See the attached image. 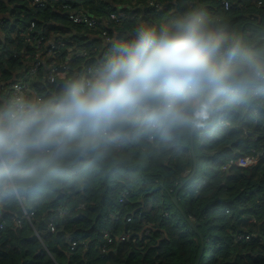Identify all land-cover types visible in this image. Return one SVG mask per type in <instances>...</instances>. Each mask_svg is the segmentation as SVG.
<instances>
[{"label": "trees", "instance_id": "16d2710c", "mask_svg": "<svg viewBox=\"0 0 264 264\" xmlns=\"http://www.w3.org/2000/svg\"><path fill=\"white\" fill-rule=\"evenodd\" d=\"M102 1L74 0L73 5L101 18L122 6L131 9L137 2L107 0L116 3L112 6ZM222 1L176 0L175 5L178 11L185 4L204 6L202 11L227 38L222 56L233 70L239 71V65L249 58L264 64V0H226L231 4L226 12L220 6ZM33 2L0 0V16L7 13V6L11 8L2 23L5 40L0 42V80L9 81L7 85L17 82L21 77L11 81L12 73L33 62L36 50L23 35L31 23L34 32L30 39L34 43L42 39L39 52H46L56 35L76 33L72 38L76 43L61 48L60 53L73 48L88 56L71 64L72 74L48 84L43 72H38L42 83L35 86L36 97L42 104H55L69 83L87 76V67H99L102 53L112 43L104 45L95 34L74 25L60 10L63 3L48 0L38 8ZM172 9L169 5L160 14H143V18L113 26L119 34L113 41L126 37L140 22L169 19L174 16ZM234 43L239 45V58L228 56L227 49ZM63 61L59 54L44 66ZM253 88L262 93L253 96ZM231 91L235 93L216 100L226 112V126L216 129L213 139L207 134L217 127L212 123V115L217 121V110L210 102L195 115L186 109L184 121H159L156 131L144 133L126 120L106 132L81 131L62 146L38 154L13 179L0 180V189L6 186V197L0 202V264H195L201 239L205 250L208 246L214 249L207 258L204 250L199 264H264V79L250 88ZM1 94L0 118H4L12 107L9 97ZM144 104L154 109L153 102ZM133 114L139 112L128 116ZM195 127H199L192 144L196 173L186 183L194 165L190 138ZM170 132H174L173 138L168 136ZM150 135L152 141H148ZM242 157L255 164L235 166ZM200 181L205 186L195 196L194 187ZM182 184L178 206L187 219L198 224L196 230L172 203ZM124 193L129 198L127 206L118 203ZM80 205L84 208L78 210ZM59 209L66 214L59 215ZM227 209L229 215L224 213ZM24 212L33 214L27 219ZM13 214L20 229L13 225L15 219H10ZM128 215L134 216L131 224L124 221ZM139 217L144 223H139ZM240 224L249 226L242 229ZM242 230L257 237L237 241ZM123 235L127 236L124 242L107 246L106 236L115 239ZM70 239L77 243L74 251L69 250Z\"/></svg>", "mask_w": 264, "mask_h": 264}, {"label": "clouds", "instance_id": "9594fccd", "mask_svg": "<svg viewBox=\"0 0 264 264\" xmlns=\"http://www.w3.org/2000/svg\"><path fill=\"white\" fill-rule=\"evenodd\" d=\"M226 41L216 23L196 8L167 20L134 25L102 53L96 74L69 83L55 104L21 105L0 118V180L13 179L38 154L62 146L81 131L113 129L145 102L154 104L153 122L179 120L186 109L195 115L206 110L211 99L264 79V64L251 58L239 65V71L227 66L222 56ZM227 53L239 58L238 43ZM201 182L195 184V196L205 186L204 182L198 188ZM5 189L0 192L6 197ZM124 194L118 201L121 206L129 201ZM128 217L133 222L134 216ZM138 220L144 223L142 217Z\"/></svg>", "mask_w": 264, "mask_h": 264}, {"label": "built area", "instance_id": "2783aa9c", "mask_svg": "<svg viewBox=\"0 0 264 264\" xmlns=\"http://www.w3.org/2000/svg\"><path fill=\"white\" fill-rule=\"evenodd\" d=\"M48 0H34L33 4H35L38 8H43ZM74 0H55V2L63 3V6L60 8L64 15H67L69 20L77 26H82L86 30L92 32L96 35V37L102 41L104 45L111 44L113 42L114 36L117 34L116 29L113 26L120 27L126 21H133L136 19L143 18V14H146L147 17H150L153 14H160L162 13L167 6H172V0H137L135 3L131 5V9H128L125 6L119 8L117 12H113L106 17L97 18L95 16H89L82 7H75L73 5ZM222 11L226 12L230 9L231 4L228 1H222L220 3ZM261 3H257V7H260ZM147 10V11H145ZM150 11V12H149ZM152 12V13H151ZM34 32V23H31L29 27L24 31V36L26 37V43L29 47L33 50H36V54L34 57L33 62L29 65V67L24 69V74L21 76L17 82L12 83L10 85L3 84L0 87V92H2L5 96L9 97L12 109L15 107H19L21 105H33V104H42V101L39 97H36V88L35 86L42 81H37L38 72L42 71L44 74L45 82L48 84H54L57 80L64 81L66 80L69 74H72L71 64L79 59H84L88 56L87 52L84 50H74L71 51L69 54L60 53L61 48L65 47L69 44H75V42L71 39H68L66 36H59L56 35L54 40L51 43H48L46 52H39L40 44L42 43V39L38 42H33L30 39L31 34ZM63 56V63L56 64L55 66L51 65L49 67H45V61L50 59H55L58 55ZM96 68L94 67H87L86 74L87 76L84 77L82 80L91 79L96 74ZM73 75H77L75 71H73ZM253 96L260 95L262 92L259 89L258 91L253 88L252 89ZM233 94V92H228ZM203 94V93H202ZM264 94V91H263ZM212 94H209L208 97L210 98ZM226 95V94H225ZM203 96V95H202ZM224 96V95H223ZM211 101L214 108L217 110V129L223 130L226 125L225 115L226 112L223 109L221 104L217 103V98ZM154 109H151L147 104H142L136 111L139 112V115H130L126 117V121L133 126H136L140 129V131L147 133V130L156 131L159 127V122H153L151 120V113ZM202 122V121H201ZM202 136V135H201ZM208 138H214V131L207 134ZM153 136H149L148 141H152ZM255 164V161L251 160L248 157L239 158L235 162V166L246 168ZM204 182L199 184L200 188ZM198 189H196V194L198 193ZM1 198L4 197L3 193L0 192ZM0 198V200H1ZM84 206L80 205L78 210L83 209ZM59 215H65L66 211L58 210ZM228 214L229 211H226ZM32 216L25 214L26 218ZM194 222L192 219H190ZM126 223H132V218L128 217L125 220ZM2 227V225H0ZM249 225L247 224H240L239 227L242 229L248 228ZM255 224L252 223V228L254 230ZM49 231L54 233V228L49 225ZM3 229V228H2ZM243 233L239 234L236 238L237 241L241 240H250V238H256V235L249 236L246 234L245 231L242 230ZM127 236H119L117 238H112L110 236H106V244L107 246H111L115 242H124ZM77 243L74 242L72 239L69 240V250L74 251L76 248ZM106 251V246L102 250V253Z\"/></svg>", "mask_w": 264, "mask_h": 264}, {"label": "crops", "instance_id": "0c3cea01", "mask_svg": "<svg viewBox=\"0 0 264 264\" xmlns=\"http://www.w3.org/2000/svg\"><path fill=\"white\" fill-rule=\"evenodd\" d=\"M107 0H104V1H102L103 3H109V4H111L112 5V2L111 1H108V2H106ZM175 2H176V0H172V2H171V5H172V13L174 14V16L175 15H178L177 13L179 12V11H181V13H183L184 11H186V10H188V9H192V8H196V9H200L201 11L203 10V8H204V6H201V5H198V4H195V3H191V4H185V5H183L182 7H181V9H179V11H178V9H177V7H176V5H175ZM7 5V4H6ZM112 6H116V3H113V5ZM7 13L6 14H4V15H2V16H0V42H3L4 40H5V38H4V30H3V27H2V23H4L5 22V20L6 19H8V17H9V13H10V10H11V8L9 7V6H7ZM116 33H117V30H116ZM75 34L76 33H74V34H72V36H71V34L70 33H66V37L68 38V39H71V40H73L75 43H76V41L74 40V39H72L73 37H76L75 36ZM117 36L119 35L118 33L116 34ZM75 49H73V48H69L68 49V51H67V53H66V55L67 54H69L71 51H74ZM29 67V65H24L20 70H18V71H16V72H13L12 73V75H11V78H12V80L11 81H17L18 80V78H20L23 74H24V69L26 68H28ZM37 81H39V79L37 78ZM7 82H9V81H7ZM6 81H2V80H0V87L3 85V84H5L6 85V83H7ZM0 94H1V92H0ZM2 95V94H1ZM3 96V95H2ZM4 97V96H3ZM1 102H2V104L4 105V108H6V103L4 104V101H2L1 100ZM12 107V106H11ZM185 117H186V111L182 114V116H181V118L179 119V120H177V121H184L185 120ZM195 128H197L196 130H198V127H195ZM194 128V129H195ZM171 133H173V136H174V132H170L169 134H168V136L170 137V134ZM192 133V132H191Z\"/></svg>", "mask_w": 264, "mask_h": 264}, {"label": "water", "instance_id": "95a60500", "mask_svg": "<svg viewBox=\"0 0 264 264\" xmlns=\"http://www.w3.org/2000/svg\"><path fill=\"white\" fill-rule=\"evenodd\" d=\"M203 96H205V94H203ZM212 118H213V115H212ZM196 129H197V128H195V129L192 130L191 138H190V143H191L190 151H191V155H192V158H193V164H194V165H193V171H192V174L190 175V177L188 178V180L186 181V183L190 182V181L193 179V177H194V175H195V173H196V158H195V156H194V153H193V146H192V144H193V134H194V132L196 131ZM184 186H185V184H182V185L178 188V190L174 193V195H173V197H172V203H173V204L175 205V207L180 211L181 215L183 216L184 220L187 222V224L189 225V227H190L191 229H193V230H196V228L198 227V224H193L192 222H190V221L187 219L186 215L180 210V208H179V206H178V200H177V197H178L179 192L181 191V189H183ZM204 250H205V248H204V243H203V240L201 239V248H200V252H199V255H198V257H197V260H196L195 264H199V263H200L201 258H202V256L204 255V254H203V253H204Z\"/></svg>", "mask_w": 264, "mask_h": 264}, {"label": "rangeland", "instance_id": "374dc122", "mask_svg": "<svg viewBox=\"0 0 264 264\" xmlns=\"http://www.w3.org/2000/svg\"><path fill=\"white\" fill-rule=\"evenodd\" d=\"M203 95V94H202ZM211 101H214L213 99H211ZM170 138H173V133H171L170 134ZM254 164H252V165H250V166H247L246 168H248V167H251V166H253ZM6 187V186H5ZM0 198H1V195H0ZM3 199H5V196L3 197V198H1V200H0V202L3 200ZM5 215V214H4ZM4 215L3 214H1V216L4 218ZM13 218H12V216L10 217V219H17V217L13 214ZM16 219H15V222H14V226L15 227H17L18 229H20V225H16ZM2 230V227L0 226V231ZM213 249H214V247H212V246H208L207 248H206V250H205V258H207V257H209L210 255H211V252L213 251Z\"/></svg>", "mask_w": 264, "mask_h": 264}]
</instances>
